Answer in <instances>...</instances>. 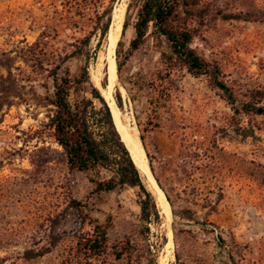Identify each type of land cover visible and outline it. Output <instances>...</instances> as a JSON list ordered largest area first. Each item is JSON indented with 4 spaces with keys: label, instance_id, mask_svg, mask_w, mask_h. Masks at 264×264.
<instances>
[{
    "label": "rangeland",
    "instance_id": "374dc122",
    "mask_svg": "<svg viewBox=\"0 0 264 264\" xmlns=\"http://www.w3.org/2000/svg\"><path fill=\"white\" fill-rule=\"evenodd\" d=\"M124 1L121 7V0H0V81L12 73L10 106H2L0 88V264H64L77 237L92 229L83 224L85 215L102 223L111 219V244L125 237L147 239L159 264L162 258L166 264H264V115L236 111L252 91L264 89V0H204L212 13L205 24H195L191 46L220 69L235 104L210 75H192L171 58L164 37L150 34L133 48L137 8L128 10L131 0ZM118 6L119 21L126 11L131 23L120 46L119 25L112 20ZM230 13L249 16L223 17ZM109 31H114L112 68ZM72 53L62 65L75 75L87 69L115 119L119 108L121 121L136 132L135 158L149 165L170 205L140 171L159 218L142 219L138 188L97 191L96 181L111 170L71 171L45 127L52 112L44 99L52 83L49 70ZM134 81L143 92L132 100L126 87ZM158 97L167 99L164 117L151 120ZM52 233L61 240L49 253L24 257L48 243Z\"/></svg>",
    "mask_w": 264,
    "mask_h": 264
},
{
    "label": "trees",
    "instance_id": "16d2710c",
    "mask_svg": "<svg viewBox=\"0 0 264 264\" xmlns=\"http://www.w3.org/2000/svg\"><path fill=\"white\" fill-rule=\"evenodd\" d=\"M131 8H137L136 19L132 23L135 35L130 44L133 48H139L150 34L156 33L164 37L172 48L171 58L186 65L187 71L192 75H210L214 86L223 92L226 99L231 104L236 103L233 90L223 79H220V69L202 58L191 46L198 31L195 24H205L212 13L209 3L204 0H131L128 10ZM125 12L117 32L118 41L121 34L124 35L131 25L129 15L125 19ZM248 16L249 14L242 13L223 14L224 18L233 19H247ZM110 24L111 14L104 33L109 30ZM122 27L124 28L121 33ZM39 42L40 40L36 43ZM121 44L122 41H119L118 45ZM117 50L119 52V49ZM75 55L76 53L67 55L61 63L49 70L52 83L46 86L47 94L44 99L48 105H52V112L48 115L49 120L45 127L53 131L56 142L64 150L71 171L111 170L110 176L96 181L95 189L101 192L124 186L138 188L141 193L142 219L151 221L159 218L155 198L146 187L137 163L123 140L109 102L101 90L91 82L87 69L75 75L67 66L62 65L67 58ZM40 64L45 68L43 63ZM115 66L117 69V62ZM118 70H121V63H118ZM11 74L10 71L9 76H3L0 81V88L4 92L1 97L2 106L12 104L11 82L8 80L12 78ZM126 88L132 100L143 92V85L135 81ZM263 96L264 89L252 91L251 97L237 107L236 111L264 115V104L261 101ZM117 100L121 105L120 93ZM165 100L160 97L156 99L157 104L150 113L151 120L164 117L161 115V107L166 106ZM152 103L154 101H151ZM245 135L249 134L245 133ZM71 204L77 206L80 203L72 200ZM82 220L83 224L88 222L92 229L77 237L75 245L65 255L64 264H159L157 252L147 239L136 241L131 237H125L111 244L108 234L110 218L102 223L85 215ZM148 229L149 227L146 226L145 230ZM217 237L221 240L220 235ZM60 240V233H52L48 243L27 250L24 257L32 259L44 256Z\"/></svg>",
    "mask_w": 264,
    "mask_h": 264
},
{
    "label": "bare ground",
    "instance_id": "6f19581e",
    "mask_svg": "<svg viewBox=\"0 0 264 264\" xmlns=\"http://www.w3.org/2000/svg\"><path fill=\"white\" fill-rule=\"evenodd\" d=\"M122 2L121 3H119L118 5L119 6H121V7H124L125 6V4H126V1H124V0H121ZM119 6L118 7H116L115 9H114V12H113V18H112V20H113V22L114 23H116V24H118V25H120V22H121V20L119 21V18H118V9H119ZM119 28V27H118ZM123 28L124 27H122V29H121V33H122V30H123ZM114 32V31H113ZM113 32H108V55H109V68H112V66H113V56H114V48H113V46H114V33ZM117 32H118V30H117ZM118 46V45H117ZM107 48V47H106ZM116 50V49H115ZM107 60V59H106ZM101 68V67H100ZM96 80V79H95ZM119 112H120V110H119V108H116V112H115V116H116V119H115V122H116V124H117V127H118V129L120 130V132H121V135H122V133L124 134V137H126L127 139H128V141H129V143H127V146H128V148H129V150H130V152H131V154H132V156H133V158L135 159V161H136V163H137V166H138V168H139V170L140 171H142L144 174H146L147 176H148V178L150 179V181L154 184V183H156L155 184V186L157 187V189H158V191H159V199L167 206V208H169L170 209V205H169V202H168V200L166 199V197H165V195H164V193H163V191L159 188V186H158V184H157V182L155 181V179H153V177H152V172H151V170H150V167H149V165L147 166V169L145 168L146 167V163L144 162V160H143V158L140 156V155H137V159H138V161H139V163L142 165H140V164H138V162H137V160H136V158H135V155H136V152L131 148L132 146L135 148V149H137L138 148V140H137V134H136V132L133 130V128L129 125V124H124L122 121H121V119H120V116H119ZM123 117V116H122ZM129 118V117H128ZM123 119V118H122ZM130 119V118H129ZM128 122V121H127ZM122 137H123V135H122ZM123 140H124V138H123ZM125 141V140H124ZM132 144V145H131ZM148 169L150 170V172L148 171ZM161 201H160V207H161V209H162V212L163 213H166L167 214V216L168 217H170L169 216V214L167 213V211L165 210L166 209V207H163V205H162V203H161ZM165 208V209H164ZM171 211V210H170ZM164 215V214H163ZM167 226V225H166ZM161 264H166V261H165V259L164 258H162V261H161Z\"/></svg>",
    "mask_w": 264,
    "mask_h": 264
},
{
    "label": "water",
    "instance_id": "95a60500",
    "mask_svg": "<svg viewBox=\"0 0 264 264\" xmlns=\"http://www.w3.org/2000/svg\"><path fill=\"white\" fill-rule=\"evenodd\" d=\"M136 164V163H135Z\"/></svg>",
    "mask_w": 264,
    "mask_h": 264
}]
</instances>
